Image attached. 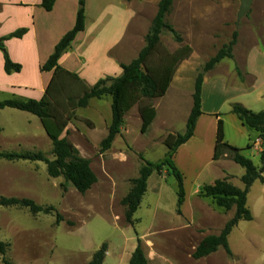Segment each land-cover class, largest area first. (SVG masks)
Wrapping results in <instances>:
<instances>
[{"label": "rangeland", "instance_id": "rangeland-1", "mask_svg": "<svg viewBox=\"0 0 264 264\" xmlns=\"http://www.w3.org/2000/svg\"><path fill=\"white\" fill-rule=\"evenodd\" d=\"M240 6V0L172 1L171 9L165 16L164 22L173 27L181 36L183 44L191 47L192 53L177 68L174 82L166 94L152 101L153 105H160L158 119L152 129L141 134L136 117L130 115L126 121L127 139H118L113 147L115 154L121 153V155L100 156L102 151L99 146L82 148L97 178L95 185L86 193H78L72 185L64 182L62 177H48L46 166L42 162L8 161L0 158V196L26 198L44 208H52L48 214L32 215L25 208L0 207V241L9 244L7 251L10 249L9 242H11L16 254L23 249L26 251L33 249L34 254L36 247L48 244L56 234L62 238L61 243L66 249L70 245L78 247L81 240L74 242L63 240L72 234L81 237L88 234L94 243L99 244L104 241L108 247L112 242L110 250H113L114 254L118 250L119 243L125 237H131L130 239L136 238L141 241L144 254H147L150 260L155 256L154 254H158L180 264H187L192 260V264H264V201L258 206L256 220L240 221L242 225L229 234L228 241L235 256L231 252L232 256L227 258L224 250L220 248L202 263L194 261L191 255L200 240L215 231L214 224L220 219L214 220L213 217L207 219L209 214H206L204 219H200L203 222L201 226L188 225L183 221L171 226H149V203L153 205L158 201L157 204L163 212L168 216L174 214L177 189L172 175L167 174L161 178L154 172L150 176V190L144 194L140 208L133 215L134 222L131 226L124 221L125 207L122 205V199L131 188L130 180L142 164L139 156L149 162L161 160L166 148L159 141L160 136L155 135L163 133L166 129H170L174 134L183 133L187 120L186 112L191 108L190 94L193 91L195 78L202 71L203 66L231 41L233 33L237 34L236 42L239 40L238 45L232 50L235 53V59L243 62L248 59L250 65L253 64L256 68L264 67V0H253L248 11L241 16L239 15ZM147 11L152 16L157 12V8L150 10L147 8ZM150 18L147 16L145 29L146 27L148 29L150 25ZM160 41L162 48L170 53L180 46L175 42L172 34L166 30L162 31ZM235 68L234 60H222L211 72L206 73H210L208 82L220 81L222 78L226 82L223 86L228 87L226 75L232 74ZM227 69L229 72L226 73ZM6 97L0 95V101ZM258 109H264V106H259ZM232 116L235 117V115ZM222 117L225 122L230 123L227 113ZM5 119L8 121L10 116H2L6 134H13L16 128L20 129L21 135L24 133L21 130L23 125L26 126L24 121L13 117L6 124ZM231 133L233 135L230 130L229 134ZM13 140L16 146L21 144L19 139ZM246 143L247 137H243V140L238 142V145H241V148H238L240 155L250 159L255 167H264V164H261L260 155H256L253 150L247 148ZM0 146V153L40 152L47 159H53L51 142L45 137L30 140L28 149L23 146L20 148ZM262 148L264 149V144ZM183 159H173V162L182 174L184 187L192 198L194 190L213 184L219 177H226L233 186L243 189L240 177L244 169L233 163L230 158H223V162L213 160L212 162L208 155H201L198 162H195V166H190L189 162ZM262 177L263 182L256 180L249 187L248 197L254 206L264 199V174ZM201 198L205 197L200 196V200H203ZM205 200L211 201L209 198ZM56 218H60L59 222H56ZM76 257V253H72V256L66 257V260L70 262V258Z\"/></svg>", "mask_w": 264, "mask_h": 264}, {"label": "crops", "instance_id": "crops-1", "mask_svg": "<svg viewBox=\"0 0 264 264\" xmlns=\"http://www.w3.org/2000/svg\"><path fill=\"white\" fill-rule=\"evenodd\" d=\"M159 1L84 0V29L76 35L68 50L60 56L57 65L70 75L76 76L86 88L93 87L101 79L119 77L122 73L120 66L129 64L136 59L141 49L145 46L144 37L148 33L156 14L151 16L147 8L149 10L154 7L157 8ZM41 2L42 0H0V38L17 30H25L21 38H11L4 42V48L9 59L12 63L20 65V72H12L10 74L4 72L3 53L0 50V95L7 96L6 99L20 98L39 101L44 97L53 72H42L40 67L53 53L55 46L62 37L74 27L78 0H56L50 11H45L41 7ZM147 16L151 17V21L148 29L147 27L145 29ZM238 41L235 46L238 45ZM235 58V53L232 51L231 59L235 61L236 68L234 72L232 71V74L228 73L226 75L228 77V87L223 86L226 82L222 78H220V81L208 82L210 73L204 76L201 88V115L196 121L192 137L176 150L173 157L174 160L184 158L183 160H187L190 166H195V162H198L201 155H208V157H211L210 161H212L219 119L222 120L224 126V140L230 146L241 148L238 142H241L243 137H247L246 146L249 145V148L256 155H260L264 150L258 134L243 126L236 116H232L233 114L230 111L232 104H240L253 113L264 110L258 109L259 106H264V67L256 68L253 64L250 65L248 63V59L243 62L242 60L237 61ZM225 72H229L228 69ZM64 79L70 85L73 83L76 89H81L80 84L75 83L71 76H65ZM173 82L174 77L171 84ZM209 89L210 91H208ZM192 93L193 91L190 94L191 107ZM62 97L72 98L70 89ZM73 98L75 102L77 93L73 95ZM61 103L65 108L71 110V105L65 99L61 100ZM153 107L156 111V116L147 132L152 129L158 119V108L160 105L157 106L156 104ZM190 110L186 112V118ZM226 113L229 116L228 120L230 123L223 120L222 116ZM4 115L10 116L9 120L17 117L24 121L26 126L23 125V129H21L24 133L21 135L20 129L16 128L13 134H6L2 122V116ZM130 115H134L137 119V124L141 125L137 106H134L124 116L120 133L115 137L111 148L102 152L100 156L113 157L121 155V153L116 155L113 147L118 139H127L128 128L126 121ZM111 119V98L109 96H104L101 99H90L86 107L74 109L73 117L68 121L60 138L66 137L79 151L80 156L87 159L82 148L84 146L90 148L98 147L108 134ZM9 120L5 119V123H9ZM0 126V145L2 147L10 146L14 148L15 146L20 148V146H23V148L28 149L27 146L30 144V140L43 139L44 137L49 140L39 119L26 112L9 108L0 110ZM230 130L233 135L232 133L229 134ZM169 133H172L171 130L166 129L163 133L155 136H160L159 141L163 142ZM15 138L19 139L20 145L17 144L16 146L15 140H13ZM155 138L152 139L153 143ZM128 144L130 143L128 142ZM123 145L127 148L125 144ZM219 162H223V159L219 160ZM138 170L131 179L138 176ZM161 173L160 177L164 178L168 174L167 169L165 168ZM149 178L145 194L150 190ZM219 179L222 178L219 177L214 181ZM184 190L185 198L180 209V215L176 213V202L174 214L170 216L163 212L162 208H159L158 201L153 205L151 203L148 204L150 212L149 226H171L181 221L188 225L201 226L203 222L200 219H204L205 215L209 214L207 219H211V217L214 220L216 218L220 219L214 224L215 231L211 234L219 235L224 224L234 215L235 209L232 208L226 211L217 207L211 198H209L211 201H207L205 198L200 200V188L194 190L193 198L188 194L185 187ZM249 191L246 197V207L252 214L253 218L250 221L252 222L256 220V211H258V206L264 199H261L254 206V203H250ZM195 195L199 198H196ZM241 225L239 221L231 232H234ZM130 238L125 237L119 243L115 254L113 250H110V244L112 243L110 242L103 264H106V262L108 264H129L131 254L137 246V239ZM65 240H70L71 242L75 240L81 241L78 243V247L70 245L66 249L61 243L62 238L59 234H56L48 244L43 243L44 245L36 247L34 250L36 253L34 254L32 253L33 249L31 251L23 249L20 250L19 254H16L13 245H11L12 243L9 242L10 249L6 252V258L13 264H88L93 254L104 243V241L99 244L94 243L88 234L83 237L72 234L63 241L65 242ZM112 247L115 246L112 245ZM229 248L231 250L230 242ZM231 252L235 256L232 250ZM72 253H76L77 257L75 259L70 258L71 261L69 262L66 257L72 256ZM215 253L194 261L202 263ZM146 255L148 264H180L166 256L154 254L155 256L151 257L152 260H150ZM110 258H112L111 261ZM151 261L152 263H150ZM192 261L187 262V264H192ZM0 264H2L1 258Z\"/></svg>", "mask_w": 264, "mask_h": 264}, {"label": "trees", "instance_id": "trees-1", "mask_svg": "<svg viewBox=\"0 0 264 264\" xmlns=\"http://www.w3.org/2000/svg\"><path fill=\"white\" fill-rule=\"evenodd\" d=\"M56 0H42L41 7L45 11H50ZM131 1V0H126ZM173 0H160L157 12L151 22L148 33L144 37L145 46L141 49L136 59L129 64L121 65L122 73L116 78H106L99 80L93 87L86 88L74 75L62 70L58 65L60 56L68 50L76 35L84 29V0H78V9L74 27L66 33L57 43L53 53L47 61L40 67L42 72H53L52 79L46 89L44 97L39 100H26L12 98L0 101V110L9 108L17 111L29 113L37 117L51 142V155L53 160L47 159L40 152L21 153H0V158L8 161L21 160L29 162H42L46 166V173L50 178L62 177L64 182L69 183L80 194L89 191L97 182L96 175L90 167V161L80 156L79 151L69 142L66 137L60 138L68 121L73 117L74 109L84 108L90 99H101L104 96L111 98V124L108 128L107 136L101 141L99 148L102 152L111 148L115 137L120 133L124 116L134 106H137L141 119L140 133L145 134L155 119L156 111L152 105L154 99L163 97L174 77L179 65L187 60L191 53V47L183 44L181 36L173 27L164 22L165 16L171 9ZM172 34L176 43L180 46L172 53L164 50L161 46L160 35L162 31ZM25 30H17L3 38H0V50L3 53L4 72L6 74L18 73L20 65L12 63L9 59L4 42L11 38H21ZM237 34H232L231 41L223 46L216 55L204 66L194 81L192 93V107L186 120L185 131L182 134L169 133L163 140L166 148L164 157L157 162H149L141 156L142 164L138 170V176L130 180L131 188L122 199L125 207L124 221L127 225H132L133 215L140 206L141 200L146 193L147 180L156 172L161 174L164 168L172 175L176 181V213L181 214V206L185 198L183 176L175 167L173 156L176 150L186 143L193 135L198 117L201 115V88L204 75L211 71L223 59L232 58V50L236 44ZM65 76H71L73 81L80 84L81 89H76L73 83L70 85L65 81ZM70 89L72 98L62 97ZM83 87V88H82ZM77 93L74 102L73 95ZM66 100L71 105V110L64 107L61 100ZM231 113L246 128L258 134L261 143L264 144V110L253 113L240 104L231 105ZM1 132V126H0ZM249 148V145H247ZM223 158L230 160L244 169V174L240 178L243 189L233 186L228 179L222 178L214 181L211 185L203 186L200 189V196L211 198L217 207L226 211L234 208V215L223 226L219 235H208L204 237L195 247L192 259L199 260L215 253L218 248L224 250L227 257H231L228 244V236L239 221H251L252 214L246 207V197L249 187L254 181L263 182L264 167L257 168L252 161L240 155L238 148L230 146L224 140V126L221 119L217 122L216 140L213 161ZM261 164H264V150L260 154ZM0 207H19L27 209L32 215L39 213L48 214L52 208H44L34 201L26 198H6L0 196ZM60 218H56L59 222ZM9 244L0 241V258L2 264H13L6 258ZM107 246L105 243L93 254L88 264H103ZM129 264H148L145 257L142 243L137 239V246Z\"/></svg>", "mask_w": 264, "mask_h": 264}, {"label": "water", "instance_id": "water-1", "mask_svg": "<svg viewBox=\"0 0 264 264\" xmlns=\"http://www.w3.org/2000/svg\"><path fill=\"white\" fill-rule=\"evenodd\" d=\"M253 0H240L241 2V6H240V10H239V15H243L245 12L248 11V9L250 8V5L252 3Z\"/></svg>", "mask_w": 264, "mask_h": 264}]
</instances>
